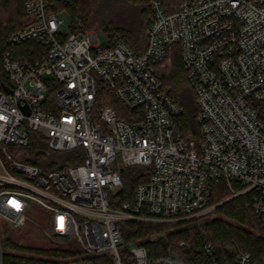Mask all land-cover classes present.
Instances as JSON below:
<instances>
[{"label": "built area", "instance_id": "obj_1", "mask_svg": "<svg viewBox=\"0 0 264 264\" xmlns=\"http://www.w3.org/2000/svg\"><path fill=\"white\" fill-rule=\"evenodd\" d=\"M73 1L27 0L31 20L7 37L0 219L22 225L31 200L51 212L50 234L77 236L83 255L8 258L0 227V264H185L176 253L151 256L145 246L126 243L119 225L204 214L213 206L209 181L223 182L228 198L250 192L253 211L264 217V0H182L169 12L161 0H150L153 17L139 54L120 39L102 44L94 28L60 30L65 20L55 5ZM175 45L198 105L196 138L176 130L180 106L156 73ZM100 85L113 91L133 121L105 103L100 123L93 122ZM29 131L43 134L55 151L81 147L83 160L43 170L17 159L8 148L26 145ZM129 166L148 167V179L136 186L132 201L112 207L110 194L120 189L121 171ZM203 249L217 264L212 245ZM235 264L260 263L241 252Z\"/></svg>", "mask_w": 264, "mask_h": 264}, {"label": "trees", "instance_id": "obj_2", "mask_svg": "<svg viewBox=\"0 0 264 264\" xmlns=\"http://www.w3.org/2000/svg\"><path fill=\"white\" fill-rule=\"evenodd\" d=\"M27 0H0V81L5 82L2 71L1 55L6 47L9 34L26 23L25 2ZM150 0H75L67 5L56 4L55 9L66 8L69 14L71 32H82L94 28L106 34L109 43L116 39L124 41L134 53H142L146 46L147 29L152 21ZM182 0H161L166 11L175 9ZM119 3L128 4L136 10L134 23L129 26L116 25L112 20V11ZM31 48L40 49L36 42L25 43ZM32 54H35L32 52ZM166 70L156 73L160 78L163 90L180 106V112L175 118L176 130L186 138L198 136L197 113L198 105L195 92L186 78L177 45L170 49L166 62L158 64ZM54 86L47 90V102ZM110 103L118 117L133 121L131 111H121V103L113 91L105 85L97 90L94 108ZM25 153L13 155L17 159L36 165L43 170L60 169L81 162L84 151L77 147L66 151H55L49 148L48 140L41 133L29 134V142L20 145ZM10 147V146H9ZM10 151V150H9ZM11 152V151H10ZM20 155V156H19ZM148 167L129 166L121 171L122 186L111 193L109 202L112 207H119L123 201H132L136 186L148 179ZM209 205L229 196L230 190L223 182H208ZM219 216L196 222L195 217L174 222H141L127 220L120 223L121 234L126 243L136 242L145 246L151 256L168 252L176 253L185 264H211L203 245L210 243L213 247L217 264H235L236 257L241 252H249L252 260L264 264V221L263 216L252 209L251 193L245 192L224 200L215 206ZM211 211V210H210ZM208 211V213L210 212ZM237 222L234 225L224 218ZM183 241V244L180 242ZM3 244L15 246L10 238H5ZM51 251L61 255L75 254L77 250L62 248L38 249Z\"/></svg>", "mask_w": 264, "mask_h": 264}, {"label": "rangeland", "instance_id": "obj_3", "mask_svg": "<svg viewBox=\"0 0 264 264\" xmlns=\"http://www.w3.org/2000/svg\"><path fill=\"white\" fill-rule=\"evenodd\" d=\"M133 6L128 4H122L119 3L112 11V20L116 25L120 26H129L134 23V20L136 18V13ZM58 15L60 17H63L65 20V23L61 25L60 30H68V25L70 24L69 21V14L66 8L62 7L59 8ZM32 18V15H27L25 20L26 22H29ZM97 35L100 40V42L107 43V36L105 33L97 30ZM157 72L161 73L166 70V67L158 66ZM124 106L121 104L119 108L121 111H125ZM126 109V108H125ZM94 116H93V122L99 124V109L94 108ZM126 112V111H125ZM36 133L35 131H29V134L32 135ZM39 133V132H38ZM10 153L12 155H18L25 153L23 149H21L20 145H11L8 148ZM20 156V155H19ZM228 199L227 197H224L217 202L213 204V206L210 208V212H206L204 214L198 215L195 218L196 222H201L205 219H210L215 216H219L218 212L215 208V206L221 204L224 200ZM30 207L27 211V218L25 222L20 226H11L9 224H4L3 221L0 219V227H1V238H2V244L3 240L5 238H10L14 243L15 246H7L3 244L4 251L6 254V257H21L26 258L29 261H39V260H63L68 259L75 256H81L83 253L81 252L83 250V246L81 241L77 239V236L72 235L71 237L67 238H58L56 236H53L50 234L49 231V224L51 222V212L37 203L33 201H29ZM225 220L229 221L230 223L234 225H240L234 220H231L229 218H224ZM264 221V217H263ZM62 248L63 250H77L75 254H67V255H61L57 254L55 252L51 251H42L38 249H54V248ZM126 264V262H124Z\"/></svg>", "mask_w": 264, "mask_h": 264}]
</instances>
